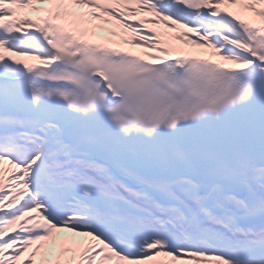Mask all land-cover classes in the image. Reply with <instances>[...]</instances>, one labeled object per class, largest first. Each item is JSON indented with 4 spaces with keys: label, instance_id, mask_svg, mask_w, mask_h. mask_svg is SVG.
Instances as JSON below:
<instances>
[{
    "label": "snow or ice",
    "instance_id": "6c2138e0",
    "mask_svg": "<svg viewBox=\"0 0 264 264\" xmlns=\"http://www.w3.org/2000/svg\"><path fill=\"white\" fill-rule=\"evenodd\" d=\"M0 264H264V0H0Z\"/></svg>",
    "mask_w": 264,
    "mask_h": 264
}]
</instances>
